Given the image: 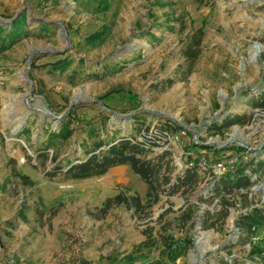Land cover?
Wrapping results in <instances>:
<instances>
[{"label": "rangeland", "instance_id": "obj_1", "mask_svg": "<svg viewBox=\"0 0 264 264\" xmlns=\"http://www.w3.org/2000/svg\"><path fill=\"white\" fill-rule=\"evenodd\" d=\"M109 3L104 10L99 0H0L4 26L26 13L22 34L0 51V264H111L108 257L133 253L150 236L157 240L144 250L150 262L264 264L249 253L264 246V229L248 242L236 227L241 214L264 207V168L251 171L264 161V110L251 106L264 90V0ZM193 39L200 40V54L192 65L184 53ZM63 58L66 69L53 70ZM73 101L59 120L41 111L57 116ZM69 115L73 134L49 143V132ZM228 116L243 122L222 135L209 131ZM156 126L177 134L167 149L152 153L169 152L171 182L186 169L188 148L210 164L237 156L223 176L253 161L245 170L252 184L229 198L224 220L213 189L222 176L200 169L190 192L162 193L145 213L119 205L106 214L99 210L103 201L117 193L145 201L146 185L127 166L80 180L58 171L85 158L98 138H138ZM163 236L191 242L172 262L161 254Z\"/></svg>", "mask_w": 264, "mask_h": 264}, {"label": "trees", "instance_id": "obj_2", "mask_svg": "<svg viewBox=\"0 0 264 264\" xmlns=\"http://www.w3.org/2000/svg\"><path fill=\"white\" fill-rule=\"evenodd\" d=\"M99 5L106 10L109 8L110 3L109 0H99ZM25 22V12H21L15 17L10 26H4L0 22V51L9 48L19 38ZM47 28L45 25L42 26L43 30H47ZM99 38L100 35H97L96 40ZM199 44V39H193L191 45L184 53L185 58L192 65L200 54ZM51 66L54 68L53 70L64 71L67 67V61L65 58L59 59L54 61ZM251 106L264 110V90L256 98L252 99ZM72 120V117L69 115L58 131L49 132L47 141L51 143L53 140H68L74 132L72 127H70ZM242 122L243 119L239 116H228L222 123L212 124L209 127V131L222 135L232 125L242 124ZM165 133L175 134L176 132L167 127L156 126L150 127L145 134L141 135V140L138 139L139 137L121 136L109 142H104L103 139L98 138L93 142L91 148L87 149L85 158L77 162H71L63 171L60 169L58 171L62 172V175L66 179L80 180L99 177L104 175L110 168L125 165L146 185L145 201L136 194H129L127 192L117 193L105 198L99 210L103 214H106L112 207L124 205L133 208L137 213H145L147 209L158 202L162 193L172 195L179 191H192L201 181L199 169L210 173V171L203 169L199 165L198 159H194L193 155H187L186 169L183 170L181 175L177 176L174 182H171L173 167L170 165L169 152L163 151L158 155L152 154L158 151L155 149L157 141ZM95 134L96 132L93 131L91 137L97 138ZM201 147L207 148L208 146L202 145ZM189 150L190 148L185 151L189 152ZM38 155L45 159L48 158V154L45 151H41ZM52 159L55 160L56 156H53ZM256 165V168L251 169L253 173L258 169L264 168V161H259ZM252 166H254L253 161L242 162L236 166L232 173H228L225 176L221 175L222 177L218 176L221 178L214 183L213 189L220 198V203L223 207L224 213L221 215V220H224L226 217V208L232 205L229 198L233 196V193L237 190L249 189L251 186L252 181L249 175L245 174V170ZM17 176L23 184L31 183L26 175L17 173ZM190 219L191 212L186 215L185 221ZM209 219L210 217H207L205 223ZM213 225L214 223L208 224V226ZM236 227L240 233L244 234L246 241L250 242L252 238H257L259 231L264 229V207H253L250 211L241 214L236 221ZM160 241H162L161 254L168 257L172 262L186 252L191 242L190 239L184 238L180 240L174 239L172 236H163ZM155 243H157V240L150 236L142 241L133 253L126 254L122 258L110 256L108 260L111 264H116L119 261L123 264H136L137 259L141 260L138 264H162L161 261L150 262L144 251L150 250L154 247ZM249 253L250 255L264 257V246H251Z\"/></svg>", "mask_w": 264, "mask_h": 264}, {"label": "built area", "instance_id": "obj_3", "mask_svg": "<svg viewBox=\"0 0 264 264\" xmlns=\"http://www.w3.org/2000/svg\"><path fill=\"white\" fill-rule=\"evenodd\" d=\"M176 135L177 134L165 133L164 135L159 137L155 149H167L172 143L175 142V139H177ZM138 139L141 140L142 138L139 137ZM185 155H193L194 158L198 159V163L203 169L210 171V173L216 177L224 175L227 171H229V168H232L237 158V156H235L234 158H230L226 161H218L210 164L205 158L194 155L191 152H185Z\"/></svg>", "mask_w": 264, "mask_h": 264}, {"label": "water", "instance_id": "obj_4", "mask_svg": "<svg viewBox=\"0 0 264 264\" xmlns=\"http://www.w3.org/2000/svg\"><path fill=\"white\" fill-rule=\"evenodd\" d=\"M20 14L17 13L14 17H12L9 21H13L15 17H17L18 15ZM1 21V19H0ZM60 52H63V51H60ZM32 59H33V55L30 56L29 60H28V67L27 69L31 66V62H32ZM78 101H73L70 106L63 112L61 113L60 115H53L48 109L42 107L41 108V111L43 113H46L52 120H59V119H62L63 117H65L69 112L70 110L74 107V105L77 103ZM94 103H97L98 105H100L101 107H103L104 109H106L101 103L97 102V101H93ZM131 114H126L125 116H129ZM232 141V139H227L226 143H230ZM206 144L208 145H212V142L211 141H208ZM216 147V146H215ZM217 148V147H216ZM218 148H221V147H218Z\"/></svg>", "mask_w": 264, "mask_h": 264}, {"label": "bare ground", "instance_id": "obj_5", "mask_svg": "<svg viewBox=\"0 0 264 264\" xmlns=\"http://www.w3.org/2000/svg\"><path fill=\"white\" fill-rule=\"evenodd\" d=\"M253 57H254V58L256 57V54H255V53L253 54Z\"/></svg>", "mask_w": 264, "mask_h": 264}]
</instances>
